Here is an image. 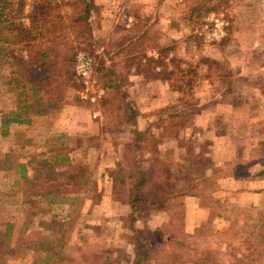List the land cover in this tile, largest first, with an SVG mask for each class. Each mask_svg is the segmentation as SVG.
<instances>
[{"label": "rangeland", "instance_id": "1", "mask_svg": "<svg viewBox=\"0 0 264 264\" xmlns=\"http://www.w3.org/2000/svg\"><path fill=\"white\" fill-rule=\"evenodd\" d=\"M200 1L92 0L91 37L69 42L60 103L0 135V264H129L138 167L151 176L135 214L152 233L147 264H264L252 231L264 210V0H207L220 1L208 13ZM195 5L200 17L187 18ZM170 46L207 61L188 90L181 73L141 66ZM83 59L85 84L74 78ZM9 72L0 62V118L21 105ZM182 187L186 196L148 206Z\"/></svg>", "mask_w": 264, "mask_h": 264}, {"label": "trees", "instance_id": "2", "mask_svg": "<svg viewBox=\"0 0 264 264\" xmlns=\"http://www.w3.org/2000/svg\"><path fill=\"white\" fill-rule=\"evenodd\" d=\"M207 2L210 1H200L202 5ZM218 6L220 1L218 5L211 3V6L204 10L201 6V10L203 13H208L216 11ZM199 9L198 5L190 6L187 18H199L202 13V11L198 13ZM93 10L92 0H0V62L10 70L7 85L18 90L17 97L21 103L14 112L0 118V135L6 134L8 125L27 124L31 115H43L48 109L60 103L64 82L68 81L65 76L77 50L69 42L91 37L89 17ZM191 37L194 41L199 38L194 34ZM173 50L174 46L157 47L155 55L143 58L144 64L141 66L150 73V76L155 77L172 78L181 73L180 76L185 80L188 90L196 79H200L199 67L204 66L207 61L199 59L191 63L173 56L170 53ZM105 69L109 71L111 68L107 66ZM201 75L209 77L206 72H201ZM117 84H119L118 79L116 82L108 80L106 88L117 91L119 89ZM187 92L184 91L182 96ZM105 103L109 102L104 101L101 105ZM140 135L143 136V133ZM67 160V156L60 159L53 157L50 166L46 165L48 162L44 160L36 164L41 165L40 167L49 166L51 169L55 162ZM16 167L22 169L25 164H17ZM150 179L149 171L139 167L132 177L127 203L129 212L124 217L131 234L129 243L133 247L129 264H147L152 254L148 245L152 233H148L145 229L139 230L135 225L138 221L135 214L139 212L138 207L142 203L141 190ZM188 190L189 188H179L163 196L159 204L150 203L148 206L152 210H157L169 199L186 196ZM54 192L52 190L45 193V196L50 197V200L54 199L56 197ZM231 230L233 227L228 229ZM252 231L258 236V241L264 245V210L257 222L252 224ZM227 234L229 233L225 232L224 235ZM247 249H249L248 242Z\"/></svg>", "mask_w": 264, "mask_h": 264}, {"label": "built area", "instance_id": "3", "mask_svg": "<svg viewBox=\"0 0 264 264\" xmlns=\"http://www.w3.org/2000/svg\"><path fill=\"white\" fill-rule=\"evenodd\" d=\"M81 61L83 62H77L74 68V78L76 80H81L82 83L85 84L83 80L88 77V74L91 71V65L89 60L83 59Z\"/></svg>", "mask_w": 264, "mask_h": 264}]
</instances>
